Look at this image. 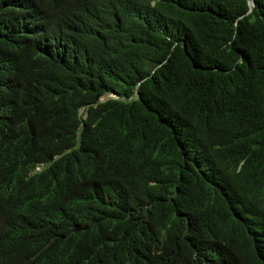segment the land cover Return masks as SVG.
Segmentation results:
<instances>
[{
  "label": "trees",
  "instance_id": "obj_1",
  "mask_svg": "<svg viewBox=\"0 0 264 264\" xmlns=\"http://www.w3.org/2000/svg\"><path fill=\"white\" fill-rule=\"evenodd\" d=\"M0 264H264V0H0Z\"/></svg>",
  "mask_w": 264,
  "mask_h": 264
},
{
  "label": "rangeland",
  "instance_id": "obj_2",
  "mask_svg": "<svg viewBox=\"0 0 264 264\" xmlns=\"http://www.w3.org/2000/svg\"><path fill=\"white\" fill-rule=\"evenodd\" d=\"M109 97H117L114 93H110V94H105L101 97V99H106V98H109ZM41 167V166H40Z\"/></svg>",
  "mask_w": 264,
  "mask_h": 264
},
{
  "label": "clouds",
  "instance_id": "obj_3",
  "mask_svg": "<svg viewBox=\"0 0 264 264\" xmlns=\"http://www.w3.org/2000/svg\"><path fill=\"white\" fill-rule=\"evenodd\" d=\"M40 166H42V165L37 166V167H36V170H39V169H40Z\"/></svg>",
  "mask_w": 264,
  "mask_h": 264
},
{
  "label": "water",
  "instance_id": "obj_4",
  "mask_svg": "<svg viewBox=\"0 0 264 264\" xmlns=\"http://www.w3.org/2000/svg\"><path fill=\"white\" fill-rule=\"evenodd\" d=\"M250 5H252V3H250Z\"/></svg>",
  "mask_w": 264,
  "mask_h": 264
}]
</instances>
